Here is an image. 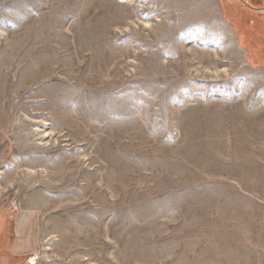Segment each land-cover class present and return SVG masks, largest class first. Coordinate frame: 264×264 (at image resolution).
Masks as SVG:
<instances>
[{"label":"rangeland","instance_id":"rangeland-1","mask_svg":"<svg viewBox=\"0 0 264 264\" xmlns=\"http://www.w3.org/2000/svg\"><path fill=\"white\" fill-rule=\"evenodd\" d=\"M5 67L0 264H264V0H0Z\"/></svg>","mask_w":264,"mask_h":264},{"label":"bare ground","instance_id":"bare-ground-1","mask_svg":"<svg viewBox=\"0 0 264 264\" xmlns=\"http://www.w3.org/2000/svg\"><path fill=\"white\" fill-rule=\"evenodd\" d=\"M19 70V65L17 66ZM8 67L0 70V85L3 86V91L0 95L1 105L0 110L3 112L4 110L8 113L12 111L10 115L11 118L15 117L17 104L14 100L15 98H19V84H13L10 80V74L7 72ZM14 87V91H10ZM7 89V93L5 94L4 90ZM10 91V92H9ZM2 121V116H0V122ZM2 123H7V120L2 121ZM25 151L24 147L20 148L19 154L21 155Z\"/></svg>","mask_w":264,"mask_h":264}]
</instances>
